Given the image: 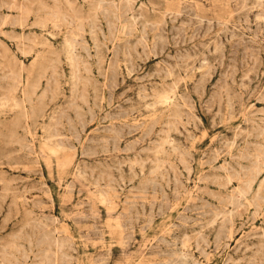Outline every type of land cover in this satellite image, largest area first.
I'll return each mask as SVG.
<instances>
[{
	"label": "rangeland",
	"instance_id": "rangeland-1",
	"mask_svg": "<svg viewBox=\"0 0 264 264\" xmlns=\"http://www.w3.org/2000/svg\"><path fill=\"white\" fill-rule=\"evenodd\" d=\"M263 161L264 0H0V264H264Z\"/></svg>",
	"mask_w": 264,
	"mask_h": 264
},
{
	"label": "bare ground",
	"instance_id": "bare-ground-1",
	"mask_svg": "<svg viewBox=\"0 0 264 264\" xmlns=\"http://www.w3.org/2000/svg\"><path fill=\"white\" fill-rule=\"evenodd\" d=\"M93 1V0H92ZM99 1V0H98ZM15 5V4H14ZM24 6V5H23ZM97 6V5H96ZM100 6V5H99ZM103 6H101L100 8H102ZM97 8H98V6H97ZM22 10V9H21ZM26 10V9H25ZM102 10V9H101ZM27 14V13H26ZM21 15V14H20ZM65 17H67V16H65ZM69 17V16H68ZM78 21H80V20H78ZM71 22V21H70ZM69 24V23H68ZM73 25V24H72ZM77 28V27H76ZM68 29V28H67ZM2 31V30H1ZM3 32V31H2ZM71 33V32H70ZM72 33H73V31H72ZM68 40H70V39H68ZM76 44V43H75ZM74 47H75V45H73ZM72 53V52H71ZM74 55V54H73ZM75 57V56H74ZM42 59V58H41ZM75 62V61H74ZM51 65V64H50ZM49 66V65H48ZM22 67V66H21ZM20 67V68H21ZM19 68V67H18ZM44 68V67H43ZM21 70H22V68H21ZM107 73V72H106ZM105 73V74H106ZM16 75V74H15ZM43 75H41V77H42ZM18 78V77H17ZM13 79H14V77H13ZM12 79V80H13ZM14 84V83H13ZM14 88V87H13ZM165 89V88H164ZM163 92H161V94H162ZM160 94V93H159ZM166 99V98H165ZM26 114V113H25ZM174 114V113H173ZM176 116H177V114H176ZM151 132V131H150ZM261 146V145H260ZM262 147V146H261ZM35 149V148H34ZM36 154V153H35ZM258 156V155H257ZM257 158V157H256ZM256 162V161H255ZM264 162V161H263ZM256 165V164H255ZM252 167V166H251ZM255 168V167H254ZM256 169V168H255ZM240 191V190H239ZM243 192V191H242ZM242 194V193H241ZM244 194V193H243ZM261 202H263V201H261Z\"/></svg>",
	"mask_w": 264,
	"mask_h": 264
}]
</instances>
